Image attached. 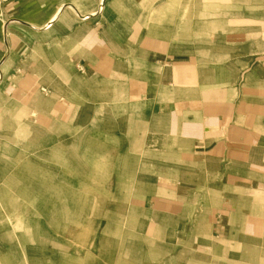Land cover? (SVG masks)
Returning a JSON list of instances; mask_svg holds the SVG:
<instances>
[{
  "label": "rangeland",
  "instance_id": "rangeland-1",
  "mask_svg": "<svg viewBox=\"0 0 264 264\" xmlns=\"http://www.w3.org/2000/svg\"><path fill=\"white\" fill-rule=\"evenodd\" d=\"M261 58L264 0H0V264H264V232L213 228L218 162L167 129Z\"/></svg>",
  "mask_w": 264,
  "mask_h": 264
},
{
  "label": "crops",
  "instance_id": "crops-1",
  "mask_svg": "<svg viewBox=\"0 0 264 264\" xmlns=\"http://www.w3.org/2000/svg\"><path fill=\"white\" fill-rule=\"evenodd\" d=\"M5 44L6 52L17 48L15 39L9 43L5 39ZM142 51L147 56H163L159 47ZM255 63L258 68L235 95L227 99L203 96L199 101L188 98L186 106L177 101L167 119L168 134L191 145L196 157L217 161L221 185L232 190L221 203L213 228L227 235L234 227L252 239L264 232V58Z\"/></svg>",
  "mask_w": 264,
  "mask_h": 264
},
{
  "label": "bare ground",
  "instance_id": "bare-ground-1",
  "mask_svg": "<svg viewBox=\"0 0 264 264\" xmlns=\"http://www.w3.org/2000/svg\"><path fill=\"white\" fill-rule=\"evenodd\" d=\"M82 167H79V169H81ZM90 168V167H89ZM29 186H31V188H32V185H29ZM66 198L69 200V201H71V199L73 200H75L76 199V197H74V196H72V195H70V193H68V195L66 196ZM108 214V213H107ZM117 217V216H116ZM136 216L135 215H133V214H131L130 215V217L128 218V221H130L131 223L133 222V221H135L136 220ZM60 221L61 220H64L65 221V219L62 217V216H60L59 215V218H58ZM102 219H107V220H110L111 222H116V221H119V222H117V223H122V221L119 219V220H117V219H114V218H109L108 216L106 217V216H103V218ZM127 221V220H126ZM99 223H100V221L98 222H96V224L97 225H99ZM99 227V226H98ZM108 227V224L107 225H105V226H103V228L102 229H100V231H99V228H98V241H97V244H100L101 243V237H102V235H108L107 237H109V238H111V250L110 251H112V249H113V245H114V239L111 237V235H110V232H109V229L107 228ZM4 228H5V230H9L8 229V227L7 226H4ZM60 231V230H59ZM9 232H11V231H9ZM220 232V231H219ZM221 233V232H220ZM60 235H63V237H64V234L60 231ZM136 239V237H134V236H132V235H129V239L128 240H130L131 241V243L134 241ZM137 239H143V238H138L137 237ZM52 244H54V243H52ZM124 245H125V242H124ZM51 246V248H52V246H54V245H50ZM56 247L55 248H57V247H59V246H57V245H55ZM61 246V245H60ZM118 246H120V245H118ZM207 246V245H206ZM51 248H49V249H51ZM48 249V250H49ZM61 249H63V253H65V252H69L70 253V251H71V249H70V247L69 246H67V245H62V247H61ZM59 251V250H58ZM56 252H57V250H56ZM153 255H154V258H159V257H161V256H163V255H168V252H165V251H163L162 249H158V250H155L153 253H152ZM67 255V254H66ZM198 256H192L191 258L192 259H190L189 261H188V263L187 264H196V263H198L197 262V258ZM167 263H169V262H167V260H166V263L164 262V264H167ZM199 264H202V262H199Z\"/></svg>",
  "mask_w": 264,
  "mask_h": 264
}]
</instances>
